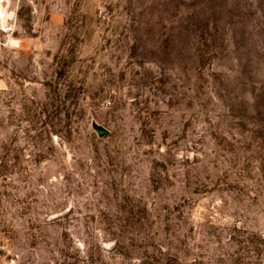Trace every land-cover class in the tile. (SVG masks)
<instances>
[{
    "label": "rangeland",
    "instance_id": "obj_1",
    "mask_svg": "<svg viewBox=\"0 0 264 264\" xmlns=\"http://www.w3.org/2000/svg\"><path fill=\"white\" fill-rule=\"evenodd\" d=\"M17 6L0 264H264V0Z\"/></svg>",
    "mask_w": 264,
    "mask_h": 264
},
{
    "label": "clouds",
    "instance_id": "obj_2",
    "mask_svg": "<svg viewBox=\"0 0 264 264\" xmlns=\"http://www.w3.org/2000/svg\"><path fill=\"white\" fill-rule=\"evenodd\" d=\"M32 0H29V3H31ZM11 6V0H0V29H3L4 31H8L7 27H5L8 20H11L15 18L16 12L19 10L18 6L16 9L9 11V7ZM9 43L13 47H19L20 41L17 39L9 38ZM82 247V245H81ZM134 264H140V262L134 261Z\"/></svg>",
    "mask_w": 264,
    "mask_h": 264
},
{
    "label": "water",
    "instance_id": "obj_3",
    "mask_svg": "<svg viewBox=\"0 0 264 264\" xmlns=\"http://www.w3.org/2000/svg\"><path fill=\"white\" fill-rule=\"evenodd\" d=\"M90 126L95 131L94 133H96L99 137L106 136L109 133V130L105 126L99 124L95 120H91Z\"/></svg>",
    "mask_w": 264,
    "mask_h": 264
}]
</instances>
